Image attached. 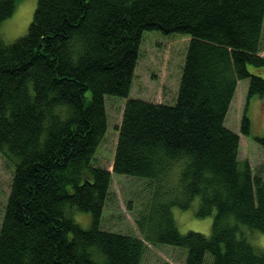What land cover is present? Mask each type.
<instances>
[{"label":"trees","instance_id":"1","mask_svg":"<svg viewBox=\"0 0 264 264\" xmlns=\"http://www.w3.org/2000/svg\"><path fill=\"white\" fill-rule=\"evenodd\" d=\"M20 1L0 0V25ZM263 27L264 0H38L28 32L0 38V153L14 166L0 264H142L147 242L185 248V264H264L248 236L264 232V178L226 125L241 79L248 103L264 95L249 69L264 66ZM145 30L190 36L174 103L129 96ZM106 95L126 98L112 170L95 162ZM113 174L146 180L140 235L102 227ZM195 199L210 235L178 228L173 208Z\"/></svg>","mask_w":264,"mask_h":264},{"label":"rangeland","instance_id":"2","mask_svg":"<svg viewBox=\"0 0 264 264\" xmlns=\"http://www.w3.org/2000/svg\"><path fill=\"white\" fill-rule=\"evenodd\" d=\"M38 0H21L13 15L0 25V38L7 43L28 32ZM190 36L181 33L165 34L159 30H145L135 78L130 97L153 102L174 103L176 101L182 69L189 46ZM264 56V27L262 49ZM249 69L264 77V66L249 65ZM249 78L241 79L231 101L226 125L240 135V161H248L254 173L264 178V146L254 137L264 134V95L253 96L247 102ZM126 98L106 95L108 131L96 154L95 162L112 170L119 126L122 122ZM252 121L249 135L241 133L240 126L245 107ZM14 176V166L0 153V226ZM146 180L126 174H113L110 196L106 203L102 227L108 230L140 235L137 219L145 207ZM198 199L189 209L174 207V217L182 233L189 230L212 233L213 215L198 217ZM74 219L84 228L92 223L90 212L74 210ZM249 238L264 249L261 237L264 232H251ZM187 250L165 243H149L143 255L142 264H185ZM210 260L212 257L208 255Z\"/></svg>","mask_w":264,"mask_h":264},{"label":"clouds","instance_id":"3","mask_svg":"<svg viewBox=\"0 0 264 264\" xmlns=\"http://www.w3.org/2000/svg\"><path fill=\"white\" fill-rule=\"evenodd\" d=\"M260 243L262 246H264V236L261 237Z\"/></svg>","mask_w":264,"mask_h":264}]
</instances>
